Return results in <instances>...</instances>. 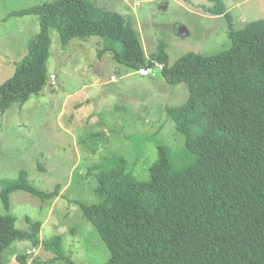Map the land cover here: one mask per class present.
<instances>
[{
    "label": "trees",
    "instance_id": "obj_1",
    "mask_svg": "<svg viewBox=\"0 0 264 264\" xmlns=\"http://www.w3.org/2000/svg\"><path fill=\"white\" fill-rule=\"evenodd\" d=\"M209 1L208 11L229 23V47L211 55L188 52L172 65L161 46L145 53L131 18L93 0L45 1L10 13L37 15L40 28L0 84V113L46 85L50 28L57 29L62 44L99 36L101 51H111L127 68L138 71L159 62L167 83H186V100L165 108L184 145H158L149 179L136 178L118 153L93 165L99 199L80 207L110 252L105 264H264V18L234 29L223 0ZM17 190L52 198L60 185L39 190L25 170L0 178L6 207ZM15 222L12 215H0V264L2 252L16 240L41 244L60 257L59 236L40 241V221L29 230ZM18 258L27 263L26 254Z\"/></svg>",
    "mask_w": 264,
    "mask_h": 264
},
{
    "label": "rangeland",
    "instance_id": "obj_2",
    "mask_svg": "<svg viewBox=\"0 0 264 264\" xmlns=\"http://www.w3.org/2000/svg\"><path fill=\"white\" fill-rule=\"evenodd\" d=\"M45 1L52 0H0V84L13 74L40 28L37 15L10 13ZM93 2L131 18L145 53L161 46L170 65L188 52L211 55L230 45L229 23L208 11L209 0ZM223 2L234 29L264 18V0ZM49 34L46 85L0 113V178L10 180L25 170L37 189L52 191L59 184L60 190L52 198L14 191L8 207L0 198V215L14 216L21 230L40 221V241L59 236L62 251L54 257L41 244L16 240L1 258L4 264H23L18 255L24 254L26 264H105L110 252L80 207L99 199L93 165L118 153L136 178L149 179L158 145H184L165 108L184 102L187 86L167 83L160 70L152 77L118 63L111 51H101L105 44L99 36L62 44L56 28Z\"/></svg>",
    "mask_w": 264,
    "mask_h": 264
},
{
    "label": "built area",
    "instance_id": "obj_3",
    "mask_svg": "<svg viewBox=\"0 0 264 264\" xmlns=\"http://www.w3.org/2000/svg\"><path fill=\"white\" fill-rule=\"evenodd\" d=\"M163 68L162 64L159 62H155L154 67H142L138 70V72L142 75H155L156 69L161 70ZM36 249H33L32 251H28L29 254L35 253Z\"/></svg>",
    "mask_w": 264,
    "mask_h": 264
}]
</instances>
